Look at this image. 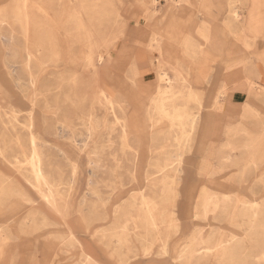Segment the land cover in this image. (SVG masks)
Listing matches in <instances>:
<instances>
[{
  "label": "rangeland",
  "instance_id": "rangeland-1",
  "mask_svg": "<svg viewBox=\"0 0 264 264\" xmlns=\"http://www.w3.org/2000/svg\"><path fill=\"white\" fill-rule=\"evenodd\" d=\"M263 71L264 0H0V264H264Z\"/></svg>",
  "mask_w": 264,
  "mask_h": 264
},
{
  "label": "bare ground",
  "instance_id": "bare-ground-1",
  "mask_svg": "<svg viewBox=\"0 0 264 264\" xmlns=\"http://www.w3.org/2000/svg\"><path fill=\"white\" fill-rule=\"evenodd\" d=\"M137 32V31H136ZM202 52V51H201ZM203 55V54H202ZM101 59V58H100ZM105 100V99H104ZM164 118V117H163ZM124 132V131H123ZM39 159V158H38ZM27 162V161H26ZM39 163V162H38ZM39 167V166H38ZM36 171V176H37V178L39 177V173H38V171L37 170H35ZM151 217V216H150Z\"/></svg>",
  "mask_w": 264,
  "mask_h": 264
},
{
  "label": "crops",
  "instance_id": "crops-1",
  "mask_svg": "<svg viewBox=\"0 0 264 264\" xmlns=\"http://www.w3.org/2000/svg\"><path fill=\"white\" fill-rule=\"evenodd\" d=\"M261 74H262V79H264V71Z\"/></svg>",
  "mask_w": 264,
  "mask_h": 264
}]
</instances>
